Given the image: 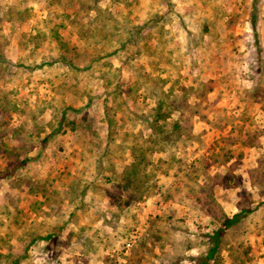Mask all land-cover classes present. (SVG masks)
<instances>
[{"label": "rangeland", "instance_id": "1", "mask_svg": "<svg viewBox=\"0 0 264 264\" xmlns=\"http://www.w3.org/2000/svg\"><path fill=\"white\" fill-rule=\"evenodd\" d=\"M217 230L209 264H264V0H0V264H200Z\"/></svg>", "mask_w": 264, "mask_h": 264}, {"label": "trees", "instance_id": "2", "mask_svg": "<svg viewBox=\"0 0 264 264\" xmlns=\"http://www.w3.org/2000/svg\"><path fill=\"white\" fill-rule=\"evenodd\" d=\"M256 22H253V26H255ZM48 137H46L44 140L46 141ZM247 212V210L243 212H238L233 215V217L227 218L225 221L226 226H231L235 222L239 221L242 216H244V213ZM213 245L209 247L207 253L201 258L200 264H209L210 260L214 259L216 256V253L218 251V246L220 242V233L219 231H215L213 235H211Z\"/></svg>", "mask_w": 264, "mask_h": 264}]
</instances>
